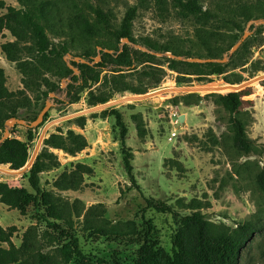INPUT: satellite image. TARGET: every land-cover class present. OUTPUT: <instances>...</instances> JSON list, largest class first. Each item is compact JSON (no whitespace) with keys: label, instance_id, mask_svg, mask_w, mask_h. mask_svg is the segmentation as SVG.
Wrapping results in <instances>:
<instances>
[{"label":"rangeland","instance_id":"obj_1","mask_svg":"<svg viewBox=\"0 0 264 264\" xmlns=\"http://www.w3.org/2000/svg\"><path fill=\"white\" fill-rule=\"evenodd\" d=\"M4 1L16 8L30 1L48 2L51 15L43 23L54 43L67 46L69 52L64 60L72 66L77 57L87 53L91 54L87 60L93 66L98 47L112 49V54L121 48L115 36L108 34L98 22L97 7L111 15L116 29L127 10L136 6L134 37L139 41L150 38L190 55L182 57L224 56L239 41L237 50L243 47L246 57L244 65L218 75L208 74L207 65L193 67L180 63L175 64L177 70L169 68V63L152 62L130 70L104 52L98 62L104 61L105 69L100 73L97 69L90 70L88 86L76 88L73 96L68 95V81L59 83V78L48 72L46 75L57 83L56 95L51 98L49 116L35 132L36 140H28L27 126L17 124L10 130L11 137L28 143L31 155L46 123L104 103L92 105L95 100L114 101L176 87L218 86L234 79L242 82L231 84H241L264 75V26L252 24L247 28L250 20L264 19V0H198L217 17L214 21L184 16L177 0ZM5 12L6 9L0 10V14ZM80 15L90 23L89 29L81 28ZM246 32L248 35L244 38ZM14 40L10 31L0 33V66L5 69L10 91L24 88L16 63L1 49L3 43ZM126 44L140 49V44ZM165 56L174 58L172 53ZM150 65L166 71L159 84L155 83L154 76L145 73ZM74 67L79 74V68ZM53 70L58 71L56 67ZM242 91H245L246 103L238 116L251 144L249 153L234 146L229 113L219 96L227 92L168 90L141 100L123 101L55 124L48 130L38 153L44 167L40 186L65 211L68 223H61L79 238L87 264H134L145 243L172 254L180 216L196 211L216 231L225 233H233L241 224L252 223L255 233L242 250L239 264H264V190L258 180L264 171V79ZM28 95L31 107H22L20 112L26 109L25 115L30 117L36 109L37 92L33 89ZM115 111L121 114L127 130L125 142L132 149L133 172L140 188L133 186L125 166L122 129L117 125ZM69 130L84 135L88 143L85 149L72 155L45 144L46 139L67 136ZM79 163L91 167L92 172L84 174L79 188H60L61 176L75 170ZM0 165L10 169L9 164ZM28 171L16 175L0 171V181L25 188L29 194L25 214L0 199V224L5 228L14 227L11 240L16 248H21L26 234L31 233L36 252L54 254L57 237L61 242L67 239L51 228L42 219L39 208L33 205L36 192L29 183ZM147 199L171 211L150 207ZM0 246L11 247L10 243ZM67 264H78V261L73 259Z\"/></svg>","mask_w":264,"mask_h":264},{"label":"trees","instance_id":"obj_2","mask_svg":"<svg viewBox=\"0 0 264 264\" xmlns=\"http://www.w3.org/2000/svg\"><path fill=\"white\" fill-rule=\"evenodd\" d=\"M22 1V0H19ZM48 2L30 1L23 4L21 8L12 5H6L4 0H0V10L6 9V12L0 14V33L5 30L11 32L15 37L14 41H8L1 45V49L6 57L16 63L17 68L22 74L24 88L18 91H10L6 85L5 69L0 66V141L5 133L6 121L12 118H23L29 122L35 120L46 104V100L51 92L56 89L57 83L52 81L46 74H52L59 78V83L68 80V95L73 96L76 88L84 89L88 86L90 70H96L100 73L104 68V61L95 62L90 65L88 60L90 53L80 55L79 57L87 62L74 60L72 64L79 68L80 73L75 74L74 70L64 60L69 49L66 45H57L48 34L47 25L44 24L51 15L48 9ZM181 13L184 16L195 15L205 21H214L217 17L209 10L204 9L198 0H177ZM98 22L104 27L108 34L115 36L118 43L128 38L131 43L140 44L147 51L137 48H131L126 43L122 50L117 48L116 54L106 52L104 55L112 57L120 66H127L130 70L137 69V66L152 62L157 65L169 63V68L177 70L175 64H187L188 66H209L208 74L221 75L232 68L244 65L246 62L243 47H240L227 62H207L199 64L197 62L179 61L180 59L169 58L166 53H172L175 56H187L184 52L172 49L158 41L150 38L137 40L134 37L133 26L137 17L138 9L136 6L130 7L119 27L113 28L111 15L102 7L95 9ZM81 28L89 29L90 23L81 15ZM87 20V21H86ZM238 26L236 23H233ZM264 26L263 24H260ZM98 49V48H97ZM121 50V51H120ZM104 53V51H102ZM157 53H162L158 56ZM213 58L222 59L224 56L211 55ZM61 60V63L58 62ZM94 62V61H93ZM60 63V65H58ZM93 64V63H92ZM58 65V66H57ZM56 67L58 71H54ZM124 69H118L122 71ZM200 70V69H199ZM197 70V71H199ZM145 73L154 76L155 83L159 84L166 71L157 66L150 65V70ZM100 75V74H98ZM94 80V79H92ZM230 83H240L242 79L228 81ZM35 89L37 92V102L35 111L30 117L26 116L27 110L20 112L22 107H31L32 101L28 91ZM142 93V92H137ZM195 94V93H191ZM215 94V93H212ZM245 91L229 92L219 94L220 100L229 113L230 124L234 132V146L239 151L250 152L251 144L247 137V132L243 121L238 114L241 112L246 101L243 99ZM109 99L95 100L92 105L100 102H107ZM42 101V103H40ZM73 102V101H72ZM26 114V115H25ZM117 118V125L122 129V145L125 153V166L129 178L134 187L140 188L133 172L132 149L127 147L125 142L126 127L119 112H114ZM49 112L45 116V120ZM81 118V117H79ZM37 128H28V140H36ZM55 136V135H53ZM51 144L56 148L63 149L66 152L75 155L85 149L88 145L86 138L73 130H69L67 136H57L53 139H46L45 144ZM31 157L30 146L27 142L17 138L8 137L0 142V164H9L10 169H21L26 165ZM44 171L43 163L40 161V155L28 171L29 183L35 190L36 194L32 197L35 207L39 208V214L42 219L67 241L61 242L57 237V247L54 254L36 252L33 236L26 234L24 244L21 248H16L11 240L14 227L5 228L0 224V244L10 243L9 249L0 246V264H67L73 259H77L78 264H87V255L80 245L79 238L64 224L68 223L64 210L53 198L52 194L42 191L41 173ZM92 168L86 164H77L75 170L64 173L58 182L62 189H77L81 185L83 176L91 173ZM259 184L264 190V171L259 175ZM28 191L25 188L12 187L6 182L0 181V199L6 205L20 210L25 214L28 205ZM150 207L160 211H171L167 206H160L152 199H147ZM41 207L43 212L41 213ZM175 215L178 213L173 212ZM180 216V215H179ZM181 223L178 233L175 237V248L172 254H168L163 249L156 248L153 244L145 243L139 249L138 258L134 264H239L242 250L247 243L253 238L255 227L248 222L239 225L233 233L216 231L215 227L206 220L201 212H193L189 215L180 216Z\"/></svg>","mask_w":264,"mask_h":264},{"label":"water","instance_id":"obj_3","mask_svg":"<svg viewBox=\"0 0 264 264\" xmlns=\"http://www.w3.org/2000/svg\"><path fill=\"white\" fill-rule=\"evenodd\" d=\"M252 24L255 25H260V24H264V19H253L250 20L248 23V27L249 28ZM248 35V32L245 33L244 38ZM125 43H131L129 41L128 38L123 39V41L121 42V50L124 46ZM241 44V41H239L238 43H236L232 49H230L227 53H225L224 57L222 59L220 58H200V57H192V58H185L182 56H175L173 55L174 58L180 59V60H186V61H190V62H197V63H206V62H227L230 59V56L235 52V50H237V48L239 47V45ZM140 49L147 51L146 48L142 47V46H138ZM120 50V51H121ZM102 51L104 52H112V50L109 49H103L102 47H98V56L96 57V59L94 60V62H98L101 58V54ZM158 55H162V53H157ZM77 61H82V62H87V60L82 59L80 57H77L76 59ZM93 62V63H94ZM70 67L74 70L75 74H78V69L75 68L74 66H72L71 64H69ZM264 79V75L251 79L247 82L241 83V84H231V83H226L224 85H219V86H192V87H176V88H168V89H162V90H158V91H154L151 93H147V94H142V95H137L135 97H124V98H120L114 101H108L99 105H96L90 109L87 110H83L74 114H70L55 120H52L48 123H46V125L44 126L40 137L37 141V144L34 148V151L30 157V159L28 160V162L26 163V165L24 167H22L21 169H5L0 165V171L9 173V174H21V173H25L27 172L29 169H31V167L33 166V164L35 163V160L38 156L39 150L41 148V145L45 139V135L48 132V130L54 126L55 124L76 118L78 116H82L85 115L87 113H92L98 110H102V109H107L111 106H114L120 102L123 101H127V100H141V99H145L148 97H152L156 94L162 93V92H166L168 90H180V91H209V92H240L243 89H245L246 87H248L249 85L253 84L254 82H256L257 80H261ZM67 82L70 81V79L68 80H63V82ZM56 95L55 92H51L49 94L48 99L46 100V104L45 106L42 108V110L40 111V113L38 114L37 118L31 122L23 119V118H12L8 121H6V127H5V133L1 139L0 142H3L5 139H7L8 137H10V130L12 127H14L15 125L19 124V125H24L27 126L28 128H37L39 127L42 123L45 122V116L46 114L51 110L52 108V101L51 98L54 97ZM180 120L183 121L184 120V116L182 115L180 117Z\"/></svg>","mask_w":264,"mask_h":264},{"label":"bare ground","instance_id":"obj_4","mask_svg":"<svg viewBox=\"0 0 264 264\" xmlns=\"http://www.w3.org/2000/svg\"><path fill=\"white\" fill-rule=\"evenodd\" d=\"M219 86V85H218Z\"/></svg>","mask_w":264,"mask_h":264}]
</instances>
